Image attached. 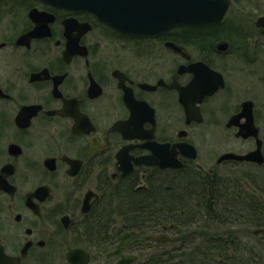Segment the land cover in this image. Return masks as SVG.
Segmentation results:
<instances>
[{
    "label": "flooded vegetation",
    "instance_id": "af4514ba",
    "mask_svg": "<svg viewBox=\"0 0 264 264\" xmlns=\"http://www.w3.org/2000/svg\"><path fill=\"white\" fill-rule=\"evenodd\" d=\"M262 17L254 34L264 35ZM223 27L121 35L87 13L0 0V264H72L77 250L86 264H119L113 254L128 233L121 254L137 262L185 220L181 206L200 203V178L212 183L241 163L264 170L223 159L256 150L255 137L240 136L249 115L264 156L256 103H232L229 82L233 62L259 58L244 46L232 54ZM103 39L113 52L105 58ZM217 116L255 149L208 166L189 130ZM136 206L164 208L169 225L149 230V242L126 224Z\"/></svg>",
    "mask_w": 264,
    "mask_h": 264
},
{
    "label": "rangeland",
    "instance_id": "374dc122",
    "mask_svg": "<svg viewBox=\"0 0 264 264\" xmlns=\"http://www.w3.org/2000/svg\"><path fill=\"white\" fill-rule=\"evenodd\" d=\"M234 1L235 5L231 10L227 22L225 23L226 27L221 28L220 31L218 30L219 38L230 41L233 47V52H231L232 54L237 53L239 48L244 46L246 50H250L248 54L258 57L259 61H255L254 63H243L238 60L237 62L232 63V65L236 67L233 69V71L229 72V82L233 88L234 98L232 103L236 104L247 99H251L256 103L258 114L257 125L261 128V136L264 141V62H261L262 56H264V35L253 33V31L256 30L253 26L254 21L264 12V0ZM228 28H231L232 31L227 32ZM210 38L211 39L207 41H213L214 38L216 39V36H211ZM103 40L104 45L101 54L104 55L105 58L106 54L111 55L113 52L110 51L112 50L110 47L112 44L107 45L108 40ZM191 53L196 55L198 52L193 51ZM229 61L231 62V60ZM223 118L224 117L220 116L214 117L212 119L209 118L202 126L189 130L191 133L190 138L196 140V144L202 158L201 161L205 162L208 166L214 165L215 160L222 153L235 152L238 154H244L255 149V144H252V142L236 141L232 136H230L225 128V123H223V125L220 123ZM235 166L237 168L230 166V169L235 170H219L218 174L221 172L222 176L221 174L218 175L215 181L212 183L209 181L210 184L207 185L208 189L210 188L209 190L212 191L214 196H218L220 194V190H222L224 197L230 204L229 211H232V215L229 217L231 218L225 220L224 218L227 217V215H224L222 218L224 221L220 219L221 224L218 221V223L216 221H208L209 219L201 220L203 222L198 221V219L195 217V214H203V212L200 211V207L206 202V199L204 202V199L202 198L199 200L200 203L198 208H195V206L189 202L188 204L181 206L179 210H182L183 207H186L185 210L183 209L185 211L184 214L186 215L187 213H192V215H187V217H185L187 218L185 221L193 219L196 221V224L193 227V231H195V233H197L199 230H202L204 226L209 224L210 226L213 225V228L210 231H204V236L212 237L213 239L218 238V236L237 237L239 241H234L236 246L231 245L229 247L230 250H228V256L233 255L234 251H232L233 248L231 247L236 248L239 246L237 247L238 250H240V252L243 251L244 256L248 257L252 256V254L257 255L259 253H264V235L255 236L256 233L253 230H248V232H253L247 234L248 232L245 230L242 231L241 229L235 227L229 228L228 226L222 225L224 223L231 224V221L246 223L249 220H257V218L247 219V216L244 214H242V217L239 218L237 217V214L245 210L244 208H246L248 205L247 202H260L262 205H264V170H254L253 168L257 167H253L247 163H241L240 166ZM204 181L205 179L202 178V182ZM196 193L197 192H194L195 195ZM213 195L212 197H209V200L213 198ZM249 196L250 198L248 199ZM210 202H214L213 208H215V206L216 208L218 207L219 202L214 198L211 199ZM262 208L264 207L261 206L260 210ZM200 218L201 216L199 219ZM262 219L258 218L260 222H262ZM237 230L238 232H236ZM147 234L148 233H146V231L143 232V235L140 234V239L145 240V237L143 236ZM170 235L173 239L181 238V236L177 235L175 232L171 233ZM193 240V246L201 244L197 237H195ZM178 245H180V243L176 244V242H172L171 244L164 245L162 249L155 246L150 250H145L144 253H140L139 258L145 261L152 258L153 256H156V253L160 250L169 251L171 248H174ZM179 252L180 250H178L175 254H179Z\"/></svg>",
    "mask_w": 264,
    "mask_h": 264
},
{
    "label": "water",
    "instance_id": "95a60500",
    "mask_svg": "<svg viewBox=\"0 0 264 264\" xmlns=\"http://www.w3.org/2000/svg\"><path fill=\"white\" fill-rule=\"evenodd\" d=\"M57 8L74 12H85L93 15L99 22L122 34L154 36L175 28H203L223 24L231 11L230 0H35ZM258 24L264 26V17ZM194 80L189 90L197 86ZM191 106V103H189ZM251 104V103H250ZM188 121L193 117V111L186 105ZM239 118V117H238ZM200 119V118H199ZM249 126L241 128L240 136H253L257 139L255 151L244 156L229 154L223 159L247 161L264 164L262 154L263 142L258 138V129L254 126L253 117H247ZM132 238L126 235L120 240V245L114 256H122L125 243ZM164 241L168 238L164 237ZM78 252V253H77ZM77 253L82 260L83 253L79 250L69 253L68 261L75 264L72 256ZM4 261L11 263L13 259L1 253ZM119 264H132L135 257H122ZM82 260V264H86ZM79 264V263H77Z\"/></svg>",
    "mask_w": 264,
    "mask_h": 264
},
{
    "label": "trees",
    "instance_id": "16d2710c",
    "mask_svg": "<svg viewBox=\"0 0 264 264\" xmlns=\"http://www.w3.org/2000/svg\"><path fill=\"white\" fill-rule=\"evenodd\" d=\"M205 183L210 184L206 181L202 182V178H200V187L198 188L199 200L203 192L206 193V197L203 198L204 200L207 199V197H212V195H209L210 193H212V191L209 190L210 188L208 189V186L207 184L205 185ZM222 195V190H220V194L218 196L213 195V198L219 202L217 208L216 206L215 208H213V206H211L210 204V201L213 198H211L210 201L205 202L200 207V211L203 212V214L200 213L198 214L199 216L195 214V217L198 219V221L209 219L208 221H218L221 224L220 219H222L224 215H227V217L224 218L225 220L231 218L229 217L232 215V211H229L230 204L226 200L224 195ZM249 198L250 196L248 197V199ZM247 203L248 205L246 208H244L245 210L243 212H239V214H237V217L240 218L242 217V214H244L247 216V219L257 218V220H249L246 223L234 222L230 220L232 222L231 224L224 223L222 226H229L233 224L244 226L247 229H255L261 227L264 228V208L260 210V207H264V205H262V203L260 202ZM185 208L186 207H183L182 210H185ZM134 215L136 218L135 221L126 224L133 226V229L141 233V235H143V232L145 231L146 233H149V230L157 229L163 225H169V223L159 221V219L164 215L163 207L136 206ZM187 215H192V213H187L186 217ZM200 216L201 218L199 219ZM258 218H263L262 222H260ZM185 220L173 223V231L177 235L181 236V239L178 242L180 243V245L171 248L169 251L160 250L156 253L157 255L155 254L156 256H153L152 258L145 261L140 258L137 264H264V253L256 252L259 254H252V256L245 257L243 251L240 252V250H238L237 247L239 246H237L236 248L231 247L233 248L232 251L234 252L233 255L228 256V250H230L229 247L231 245L236 246L234 241H239L237 237L218 236V238L213 239L212 237L204 236V231H210L213 228V225L210 226L209 224H207L203 227V231L199 230L197 233H195V231H193V227L195 226L196 221ZM195 237L200 240L201 246H193V239ZM178 250H180L179 254H175Z\"/></svg>",
    "mask_w": 264,
    "mask_h": 264
},
{
    "label": "bare ground",
    "instance_id": "6f19581e",
    "mask_svg": "<svg viewBox=\"0 0 264 264\" xmlns=\"http://www.w3.org/2000/svg\"><path fill=\"white\" fill-rule=\"evenodd\" d=\"M209 195L211 196V195H213V194L210 193ZM205 197H206V193L203 192V193L201 194V198L203 199V198H205ZM204 202H205V200H204ZM193 206H195V208H198V207H199V203H197L196 205H193Z\"/></svg>",
    "mask_w": 264,
    "mask_h": 264
}]
</instances>
